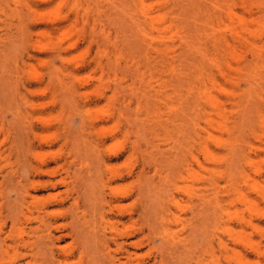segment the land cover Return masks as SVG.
Listing matches in <instances>:
<instances>
[{
    "label": "rangeland",
    "instance_id": "rangeland-1",
    "mask_svg": "<svg viewBox=\"0 0 264 264\" xmlns=\"http://www.w3.org/2000/svg\"><path fill=\"white\" fill-rule=\"evenodd\" d=\"M23 159L44 161L32 181L53 185L34 190ZM71 168L102 206L69 207ZM13 171L35 216L58 226L92 209L110 236L98 260L264 264V0H0V194ZM20 222L28 247L0 250V264L42 258L39 222ZM69 231L41 264L98 261Z\"/></svg>",
    "mask_w": 264,
    "mask_h": 264
},
{
    "label": "bare ground",
    "instance_id": "bare-ground-1",
    "mask_svg": "<svg viewBox=\"0 0 264 264\" xmlns=\"http://www.w3.org/2000/svg\"><path fill=\"white\" fill-rule=\"evenodd\" d=\"M68 124V123H67ZM66 124V125H67ZM69 124L71 125V123L69 122ZM68 124V125H69ZM69 125V128L71 127ZM66 128V127H65ZM30 129V128H29ZM70 130H72L73 131V128H71ZM70 130H68V133H69V131ZM71 132V131H70ZM70 134V133H69ZM73 132H72V136H73ZM21 136V135H20ZM71 134L69 135V141H71ZM21 139V138H20ZM23 145V144H22ZM20 148V147H19ZM22 148V147H21ZM28 149V148H27ZM4 155V154H3ZM25 156V155H24ZM60 157V156H59ZM25 158V157H24ZM66 158V157H65ZM3 159V158H2ZM24 160V159H23ZM28 160H30V159H28ZM73 161H75V160H73ZM24 162H25V160H24ZM67 162H68V160H67ZM40 163H41V161H40ZM40 163H37V164H34V163H29V166L27 165V160H26V162H25V166H26V170H25V173H26V176H27V178H26V181H32L33 179H32V175H30L31 173V170L34 172L35 171V173H40V172H42V164L43 163H45L44 161H42V163L40 164ZM65 163V162H64ZM69 163H70V161H69ZM74 164H76V163H74ZM64 165V164H63ZM70 165V164H69ZM28 166V167H27ZM68 166V165H67ZM71 167V166H70ZM98 168V167H97ZM31 169V170H30ZM67 170H68V168H66ZM72 169V168H71ZM76 169V168H75ZM75 169H72L71 171H73V173H71V172H69L68 174H70V175H68V177H70V178H72V181H73V183H74V190L73 191H75V190H77V193H79V196H75V197H77L75 200H74V202H72V206L71 205H69V207L71 208H75V207H79L80 206V203L83 201V203H84V200H85V203H84V205L87 207L88 205H91L90 204V201H89V198H88V196H92L93 198H96L94 201H93V203H95V201H101L102 199L101 198H98L99 196H97V194L98 195H101L102 197H103V195H102V193H100L101 191H98V190H102V188L101 189H99V188H97V191L95 190V188H96V185L95 184H91V188H92V190L90 189V185H89V187L85 184V182L87 181H89L90 179H92L89 175H88V177H90L89 179H88V177L87 176H85V178L83 179L84 181H82V176H84V175H81L82 173H84V172H80V170H75ZM78 169V168H77ZM81 169H82V167H81ZM70 170V169H69ZM15 171H13V172H11L12 174L14 173ZM79 172V173H78ZM93 172H94V170H93ZM10 172H8L7 173V175H4L5 176V181L6 182H8L9 181V184L6 186V191L4 192V194L2 195V194H0L1 196H0V217H2V219L0 218V220H1V229H0V250L2 251L3 249H5V250H7V249H9V248H12V246H13V243H15V244H18V247L20 246H24V247H26L28 244V241H27V239H26V237H24V236H21L19 239L18 238H13V233H14V231L16 232V229L14 230V228L15 227H17V226H19L20 225V220H21V217L22 216H26L27 217V220L28 221H32V220H35V221H38L37 223H38V225L37 226H31L30 228H31V231L33 230L34 231V233H35V235H36V237H35V239H34V241L32 242V245H33V251H34V254L35 255H41L42 256V258H41V256H39V259L41 258V259H47V260H49V262H50V260H51V258H53L54 257V253H55V248H56V246H57V243H58V241L59 240H61L63 237H61V236H63V235H57V233L58 232H63L64 230H67V228H69V234H72V235H74L75 236V239L78 241V243H79V250L83 253L81 256L82 257H84V254L86 253H92V254H94L96 251L97 252H99L100 251V249H101V247L104 245V244H109L110 243V236L108 237V235H107V233H105L106 231H105V229L102 231V228H99L100 226H99V221H98V219L96 220L97 221V226H95V217L93 218L94 219V221H93V219L90 217V216H92L91 214L92 213H90V215H89V217L92 219L90 222L91 223H94V226L95 227H98V229L101 231H96L95 229H94V227H93V224H91L90 226H88V223H90L89 222V218L87 217V215H86V213H87V211L86 210H88V214H89V209H91V208H88V209H86V210H82L83 212H82V215H81V213L79 214L78 212H72L71 210H69V212L71 213L72 212V215H71V220H69L68 222V224H62V225H58V226H56L57 224H56V222H55V220H54V218L51 216V214H49V213H46V215H41V213H39L37 216H35V213H37L36 212V210H34L35 211V213H34V211H32L30 208H29V205H31V203L32 204H34L33 202L34 201H32L33 200V197L31 198V203L29 204V201H28V196H29V192L30 191H28V190H26L25 189V186L22 184V181H18V182H13V180L15 179L14 178V174L12 175ZM81 173V174H80ZM95 173V172H94ZM16 174V173H15ZM17 175V174H16ZM66 175H67V173H66ZM85 175H87V174H85ZM26 176H21V178H25ZM98 176H99V173H98ZM20 177V176H19ZM64 177V176H63ZM94 177V176H93ZM88 179V180H87ZM98 179V178H97ZM100 179V178H99ZM98 179V180H99ZM18 180V179H17ZM62 180L64 181V182H66V180H68V179H65V177L64 178H62L61 180H60V182L59 183H61L62 182ZM2 181H3V179H2ZM59 181V180H58ZM96 181V180H95ZM84 182V184L82 185V188H84V190H82V188H81V184ZM30 183V182H29ZM32 183H33V188H34V190H37L39 187H43V186H48V185H53V183H54V179H53V176H51L48 180H44V181H32ZM31 183V184H32ZM67 183V182H66ZM95 183V182H94ZM97 183V182H96ZM99 183V182H98ZM213 183H215L214 181H213ZM70 184L72 185V182L70 181ZM87 184H89V183H87ZM25 185H26V183H25ZM211 185V184H210ZM27 187H30V185L28 184V186ZM68 187H70V191L73 189L70 185L68 186ZM101 187V186H100ZM28 189V188H27ZM208 189V188H207ZM91 190V191H90ZM97 192V193H96ZM33 193V192H32ZM202 193V192H201ZM14 194H15V197H14ZM211 194V193H210ZM203 195V194H202ZM32 196V195H31ZM74 196V195H73ZM72 196V197H73ZM90 196V197H91ZM208 196V195H207ZM210 196V195H209ZM29 198H30V196H29ZM100 199V200H99ZM202 197H201V199H199L200 201H202ZM91 200H93V199H91ZM139 200V199H138ZM207 200V199H206ZM205 200V201H206ZM214 200V199H213ZM81 201V202H80ZM105 202V201H104ZM138 201H136V203H137ZM92 203V206H90V207H93V210H94V213H95V211H96V217H98V216H100L99 215V212H98V208H99V210L101 211V209H100V206H102V203H103V201H101L99 204H100V206L99 207H97L98 206V204H97V202H96V204H93ZM108 203V202H107ZM135 201H134V203H133V205L135 206ZM205 203V202H204ZM105 204V203H104ZM201 204V203H200ZM203 204V203H202ZM95 205H96V208H97V210H96V208H95ZM196 206H197V204H195ZM206 207H205V206ZM203 206L205 207V209H203V210H205V211H208V212H206V213H209V209L207 208L208 206V204L206 205V204H204ZM32 206V205H31ZM104 206V205H103ZM166 206V205H165ZM33 207V206H32ZM212 207V206H211ZM69 208V209H70ZM153 208H154V206H153ZM161 208H163V206L161 207ZM201 208H202V206H201ZM207 208V209H206ZM76 209V208H75ZM83 209H85V207H83ZM216 209V208H215ZM131 210V209H130ZM212 210V209H211ZM91 211H92V209H91ZM90 211V212H91ZM105 211V210H104ZM133 211V210H132ZM131 211V212H132ZM160 211V210H159ZM159 211H158V213H156V214H159ZM221 211V210H220ZM39 212H41V211H39ZM46 212V211H45ZM81 212V211H80ZM98 212V213H97ZM203 212V211H202ZM212 212V211H211ZM211 212H210V214H211ZM152 213V210L150 209V207H148V206H146V207H144L143 208V210L139 213V216L140 217H147L148 216V214H151ZM164 212H160V216L163 214ZM193 213V212H192ZM198 213H200V210H199V212H196V214H198ZM204 213V212H203ZM203 213H200V214H203ZM214 213V212H213ZM43 214H44V212H43ZM155 214V215H156ZM131 215V218H134V215H135V212H133V213H131L130 214ZM164 215H166L165 213H164ZM206 215V214H205ZM213 215H216V213H214ZM219 215H220V213L218 214V215H216L217 217H219ZM157 216V215H156ZM160 216H157L156 217V222L158 223H160V221L159 220H163V218H160ZM195 216V215H194ZM197 216V215H196ZM130 217V216H129ZM149 217H154L155 218V216L153 215V213H152V215L151 216H149ZM148 217V218H149ZM163 217V216H162ZM165 217V216H164ZM201 217V216H200ZM204 217V216H203ZM203 217H202V219H203ZM56 218V217H55ZM87 218H88V220H87ZM158 218V219H157ZM193 218V217H192ZM197 218V217H196ZM206 218V217H205ZM208 218H209V216H208ZM214 218H215V216H214ZM99 219H100V217H99ZM116 219V218H115ZM152 219V218H151ZM151 219H149V221H147L150 225H151V222H153V220L151 221ZM68 220V219H67ZM102 220H103V218H101V222H102ZM117 220V219H116ZM168 220V219H167ZM199 220V219H198ZM207 220V219H206ZM210 220V219H209ZM3 221V222H2ZM135 221H137V219H135ZM151 221V222H150ZM203 221V220H202ZM208 221V220H207ZM213 221H215L214 219H213ZM218 221V220H217ZM217 221H215V223H217ZM26 222V221H25ZM65 222H67V221H65ZM110 222V221H109ZM108 222V223H109ZM156 222H154V223H156ZM3 223V224H2ZM60 223V222H59ZM104 223V225L106 224V222L105 221H103L102 222V224ZM218 223H219V221H218ZM101 224V223H100ZM119 224V223H118ZM132 224V223H131ZM136 224V223H135ZM3 225V226H2ZM103 225V226H104ZM108 226V225H107ZM117 226V225H116ZM130 226V225H129ZM135 226H137V225H134V227ZM104 227H106V226H104ZM111 227V226H110ZM133 227V226H132ZM129 228V227H128ZM20 229V228H19ZM29 229V228H28ZM111 229V228H110ZM112 230V229H111ZM107 231H109V229H108V227H107ZM118 231H119V229H118ZM136 231V230H135ZM112 232V231H111ZM115 232V231H114ZM133 232V231H132ZM68 233H65V234H67L68 235ZM116 233H118V232H116ZM27 234V233H26ZM29 234V233H28ZM119 234V233H118ZM130 234V233H129ZM33 235V234H32ZM32 235H31V237H32ZM120 235H122V234H120ZM129 236V235H128ZM131 236V235H130ZM65 237H66V235H65ZM118 237V236H117ZM74 238V237H73ZM122 238V237H121ZM130 238V237H129ZM32 239V238H31ZM74 239V240H75ZM112 239H114V243H116V244H119V241L117 240V239H115V238H113L112 237ZM112 242V241H111ZM118 242V243H117ZM124 242V241H123ZM113 242H112V244H114ZM139 243V242H138ZM30 244V243H29ZM124 244H125V242H124ZM77 245V244H76ZM134 245H136V243L134 244ZM16 246V245H15ZM22 246V247H23ZM105 246V245H104ZM107 246V245H106ZM17 247V246H16ZM28 247V246H27ZM30 247H31V245H30ZM29 247V248H30ZM118 247V246H117ZM116 247V248H117ZM119 247H121L120 245H119ZM75 248V247H74ZM13 249V248H12ZM22 249H24V248H22ZM106 249V248H105ZM29 250V249H28ZM104 250V249H103ZM112 250V249H111ZM110 250V251H111ZM116 250V249H115ZM120 250V249H119ZM122 250V249H121ZM1 251H0V253H1ZM91 251H95L94 253L93 252H91ZM110 251H109V254H105L104 252V254L108 257V258H110L109 260H110V262L109 261H106L105 259H103V258H101V259H97V258H99V256L98 255H96L95 256V254H94V257H90L91 259L93 258H96L98 261H99V263H103L102 262V259L103 260H105L106 262H108V263H110V264H117V261H115V259L117 258V256H116V254H112V253H110ZM113 251V250H112ZM111 251V252H112ZM6 252V251H5ZM81 252H80V254H81ZM96 252V254H98ZM102 252V251H101ZM101 252H99V253H101ZM106 252H107V250H106ZM102 253V254H103ZM2 254V253H1ZM33 254V255H34ZM25 255V254H24ZM31 255V254H30ZM99 255H101V254H99ZM28 256V255H27ZM38 256H36L37 258H38ZM86 256V255H85ZM88 256V255H87ZM102 256V255H101ZM22 257V256H21ZM25 257V256H24ZM35 257V258H36ZM41 259L38 261L39 262V264H41L42 263V261H41ZM53 260H55V259H53ZM120 259H118V261H119ZM126 260V259H125ZM131 260V259H130ZM41 261V262H40ZM95 261V260H94ZM98 261H95V263H97L98 264ZM37 262V263H38ZM47 262V264H49V262L48 261H46ZM53 262V261H52ZM52 262H50V263H52ZM56 262V261H55ZM120 262H122V261H120ZM36 263V264H37ZM43 263H45V261H43ZM94 263V264H95ZM35 264V263H34ZM106 264V263H105ZM124 264V263H123Z\"/></svg>",
    "mask_w": 264,
    "mask_h": 264
}]
</instances>
